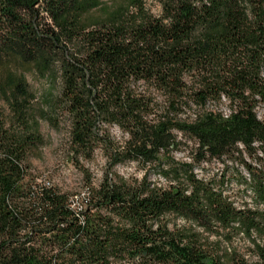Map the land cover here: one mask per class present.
Masks as SVG:
<instances>
[{
    "label": "trees",
    "instance_id": "16d2710c",
    "mask_svg": "<svg viewBox=\"0 0 264 264\" xmlns=\"http://www.w3.org/2000/svg\"><path fill=\"white\" fill-rule=\"evenodd\" d=\"M155 1L156 15L143 0H0V264H264V0ZM28 70L54 75L84 174L79 159L100 147L110 174L134 161L174 182L105 171L80 198L38 179L30 158L44 141L28 113ZM176 132L195 141L190 162L170 156ZM212 158L244 166L238 183L255 207H235L224 173L196 176ZM203 232L241 233L255 258Z\"/></svg>",
    "mask_w": 264,
    "mask_h": 264
},
{
    "label": "rangeland",
    "instance_id": "374dc122",
    "mask_svg": "<svg viewBox=\"0 0 264 264\" xmlns=\"http://www.w3.org/2000/svg\"><path fill=\"white\" fill-rule=\"evenodd\" d=\"M109 2L111 0H102ZM147 9L154 15L159 14L160 6L155 0H143ZM29 89L32 91L34 98L30 106H32L28 113L35 117L39 121V130L43 136L44 143L34 150L31 155L30 162L33 166V172L38 179L57 183L60 187L72 190L77 193L80 198L86 195V178L90 177L92 185H99L100 181L105 173H109V176L114 179V175H119L127 181L146 179L150 183V186H167L170 180L174 182V178L171 176H164L162 172L155 166L147 165L145 168L141 164H136L134 161L129 163H122L115 166L111 174L106 169L107 157L105 152L100 147L95 148L91 159H79V164L83 166L88 172L84 174L82 169L78 168L72 161L69 153V135L68 126L69 121L65 114L57 105V88L56 79L54 75L42 76L37 75L33 71H26L25 74ZM0 105L7 114L9 107L3 101H0ZM210 107H214L210 105ZM220 109L223 113H227L226 104H220ZM193 108L190 109V113L193 112ZM257 115L263 117L262 109L258 107L256 109ZM104 129H107L109 133L117 140H123L124 135L117 125L102 124ZM177 139L180 143L175 146L170 152V156L176 161L190 162L194 153L195 141L191 138L183 136L180 132H176ZM264 156V155H263ZM246 161L255 163L253 158L246 156ZM194 172L197 177L206 178L210 176L219 177L221 173L227 176V180L224 183V192H226L230 199L233 201L235 207H241L246 205L249 208L255 207L252 201V194L248 189H245L243 184L238 183L239 176L245 175L246 172L243 165L239 161L223 160L218 161L214 158L208 159L202 163L194 166ZM241 173V174H240ZM113 174V176H112ZM262 206H259L261 208ZM169 220L170 226L174 223L179 225H189L185 220L180 217L174 218L172 216H166ZM196 229L202 232V229L195 226ZM202 237L208 238L207 242L213 244L215 248L223 250L225 247L234 248L237 252L242 253L247 259L252 260L255 258V254L251 250V246L247 237L241 233L234 235L230 242L224 240V238L216 237L212 233H202ZM264 240L261 239V242Z\"/></svg>",
    "mask_w": 264,
    "mask_h": 264
}]
</instances>
